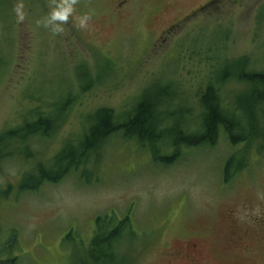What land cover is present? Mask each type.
<instances>
[{
  "label": "rangeland",
  "instance_id": "1",
  "mask_svg": "<svg viewBox=\"0 0 264 264\" xmlns=\"http://www.w3.org/2000/svg\"><path fill=\"white\" fill-rule=\"evenodd\" d=\"M119 1L0 0V133L35 121L37 111L58 126L28 139L32 158L15 140L13 156L0 158V261L88 264L97 224L108 223L120 226L123 264H189L176 257L188 241L209 264H264V142L232 143L220 129L214 144H180L171 161L174 148L164 142L185 135L180 121L186 133L200 131L208 84L223 106L242 104L247 82L220 83L215 73L240 62L264 70V0ZM68 4V21H53ZM84 16L86 30L78 27ZM144 92L159 95L164 141L115 132L60 180L24 187L39 179L38 161L79 142L89 114L108 107L121 118ZM255 109L261 137L264 105ZM231 226L243 242L231 240Z\"/></svg>",
  "mask_w": 264,
  "mask_h": 264
},
{
  "label": "trees",
  "instance_id": "2",
  "mask_svg": "<svg viewBox=\"0 0 264 264\" xmlns=\"http://www.w3.org/2000/svg\"><path fill=\"white\" fill-rule=\"evenodd\" d=\"M215 75L217 77L216 80L220 83L234 76L237 80L247 82L249 89L237 97L238 102L242 104H238L236 108H227L222 105L218 92L219 89L213 83L208 84L199 98L202 110L201 114H199L200 131L186 133L183 122L180 121L177 127L181 133H185V135L181 136L178 143L164 141L163 138L168 136V134L165 132V129L162 128V123L158 114H162L161 110H159L162 104L160 100H158L159 95L150 97L147 92H144L134 104V107H132L133 109L121 115V118L114 113L112 108L108 107L98 108L89 114L87 117L90 123L77 143L78 146L68 141L63 144L59 152L52 156L48 164L38 161L37 167L45 168V171L36 169L39 179L31 186L24 185V187L32 189L38 187L45 181L56 182L60 180L68 172L77 168L78 165L76 163L79 161L80 157H85L90 150L94 149L98 144H102L115 132L118 134L125 133L123 136L127 138L136 137L141 144L147 141L150 145H155L159 140H163L166 142L165 146L171 145L174 148L175 153H172L170 161L174 160L178 155L180 144L185 146L214 144L220 129L225 131L228 140L232 143L237 141L250 142L254 139H259L264 142V134H261V137L258 136L259 132L257 129H259L260 126H257V120L254 118V101L257 97L264 98V95H259L256 90L259 85L264 87V70L249 69L248 63L240 62L222 66ZM256 81H258L257 86ZM239 111L246 112V114L252 118L251 120L255 122V125H251L250 119L246 117V121L250 123L249 125L253 126L251 127L253 131L249 134L245 133L243 136L234 134V132L242 130L244 123H242L241 127L237 130L233 131V122L231 118H229L233 116L231 114H238ZM27 119H24V122H26ZM112 120L116 123L112 124ZM28 121H30V119H28ZM48 121L44 113L37 111L35 121L27 122V124L2 131L0 133L1 161H8L9 158L13 156V152L9 150L11 144L10 140H15L14 142L17 146L25 147L29 151V156L32 158L34 154L30 150L28 139L35 135L49 137L58 127L52 120L51 125ZM219 125H221L222 128L218 129ZM153 127H155L157 131L153 132ZM129 132H134L135 134H130ZM161 145L163 146L162 143ZM74 146L77 148L75 149ZM160 148L162 149V147ZM33 175L34 174L30 172L25 173L23 177L31 178ZM109 225L108 223L97 224V229L95 230L94 236L90 239L87 248V255H93L90 258L88 257L93 261L88 264H123V261L118 259L117 252L115 251L120 240V226L109 227ZM0 264H17V262L14 258H8L4 261H0Z\"/></svg>",
  "mask_w": 264,
  "mask_h": 264
},
{
  "label": "flooded vegetation",
  "instance_id": "3",
  "mask_svg": "<svg viewBox=\"0 0 264 264\" xmlns=\"http://www.w3.org/2000/svg\"><path fill=\"white\" fill-rule=\"evenodd\" d=\"M130 2H131V0H120L117 4V7L123 8L124 6H128L130 4ZM205 3L206 2H203V3L199 2L197 4V6L189 8L186 11H196L199 8H201ZM172 24H170V25H172ZM259 222L263 223V219L261 218ZM153 232H157V229H155ZM231 232H232L231 240H239L240 242L244 241V237L237 232V226H231ZM247 232L248 231H246V233ZM185 246H187L184 250L186 253L185 254L178 253L176 255V257L178 259L187 261L189 264H209V263H207L204 255L202 256V254L200 253L198 246L195 242L188 241ZM244 246H248V244L244 243ZM216 257H219V255H216Z\"/></svg>",
  "mask_w": 264,
  "mask_h": 264
},
{
  "label": "bare ground",
  "instance_id": "4",
  "mask_svg": "<svg viewBox=\"0 0 264 264\" xmlns=\"http://www.w3.org/2000/svg\"><path fill=\"white\" fill-rule=\"evenodd\" d=\"M258 83V81H256V86L258 85L257 84ZM257 88L258 89H256L257 90V93H259V95H261V96H263L264 95V87H262V86H257ZM255 90V91H256ZM263 94V95H262ZM264 97V96H263ZM264 98H262V97H257L256 98V100L254 101V104H255V107H258V106H262V105H264ZM256 110V109H255ZM239 112H242L243 113V116H240L239 115ZM238 112V114H231V115H233L232 117H229V118H231V120H232V122H233V131H235V130H237L239 127H241V125H242V123H244V125L242 126V127H244V126H246V125H248V126H251V125H255V122H253L254 120H251L252 118L249 116V115H247L246 114V112H243V111H239ZM255 112V111H254ZM261 113H263V112H261ZM246 117L248 118V119H250V123H251V125H249L250 123L249 122H247L246 121ZM254 118H256V120H257V114H256V112L254 113ZM245 121V122H244ZM252 121V122H251ZM111 123L112 124H114V123H116L115 121H111ZM257 123H259L258 122V120H257ZM257 126H260L261 127V125L260 124H258ZM263 126H264V124H263ZM219 128H222V126L221 125H219L218 126V129ZM153 132H155V131H157V129L155 128V127H153ZM238 132V130L237 131H235L234 132V134H236ZM130 134H135L134 132H129ZM217 136H218V134H217ZM82 137V136H81ZM72 142V141H71ZM73 143V142H72ZM76 144V143H75ZM102 144H98L94 149H92V150H90L89 152H88V154L85 156V157H80V159H79V161H77V165H84V164H86V163H88L89 162V160H91V158L93 157V155H95V154H97L98 153V149H99V147L101 146ZM76 146H78V144L76 145ZM76 146H74V148L76 149L77 147ZM61 168V167H60ZM37 170H39V169H41V170H43V171H45L43 168H40V167H37L36 168ZM89 258L91 257V256H93V255H87Z\"/></svg>",
  "mask_w": 264,
  "mask_h": 264
},
{
  "label": "clouds",
  "instance_id": "5",
  "mask_svg": "<svg viewBox=\"0 0 264 264\" xmlns=\"http://www.w3.org/2000/svg\"><path fill=\"white\" fill-rule=\"evenodd\" d=\"M72 2L75 3V0H72ZM72 12H73L72 5L68 4L67 6L62 7L60 11L53 12L51 19L53 21L58 20L61 22H67ZM89 19L90 18L88 16L79 18L78 27L82 30H86L88 27ZM53 31L54 33H57L59 31H62V29L59 26H57L53 28Z\"/></svg>",
  "mask_w": 264,
  "mask_h": 264
}]
</instances>
